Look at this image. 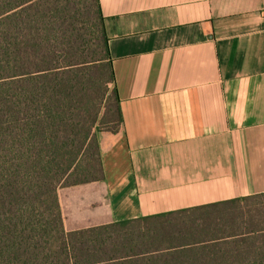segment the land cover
Instances as JSON below:
<instances>
[{
  "label": "crops",
  "instance_id": "1",
  "mask_svg": "<svg viewBox=\"0 0 264 264\" xmlns=\"http://www.w3.org/2000/svg\"><path fill=\"white\" fill-rule=\"evenodd\" d=\"M100 5L123 125L100 135L105 180L58 190L66 231L205 205L222 213L224 230L256 221L264 203V0Z\"/></svg>",
  "mask_w": 264,
  "mask_h": 264
},
{
  "label": "trees",
  "instance_id": "2",
  "mask_svg": "<svg viewBox=\"0 0 264 264\" xmlns=\"http://www.w3.org/2000/svg\"><path fill=\"white\" fill-rule=\"evenodd\" d=\"M106 125L123 114L100 0H0V264H264V203L226 230L205 205L66 231L58 190L105 180Z\"/></svg>",
  "mask_w": 264,
  "mask_h": 264
},
{
  "label": "rangeland",
  "instance_id": "3",
  "mask_svg": "<svg viewBox=\"0 0 264 264\" xmlns=\"http://www.w3.org/2000/svg\"><path fill=\"white\" fill-rule=\"evenodd\" d=\"M112 125H114V124H112ZM112 125L102 126V128L105 129V131L103 133H106V130H108L109 128L113 127ZM68 229L71 230L72 229V226H69Z\"/></svg>",
  "mask_w": 264,
  "mask_h": 264
}]
</instances>
